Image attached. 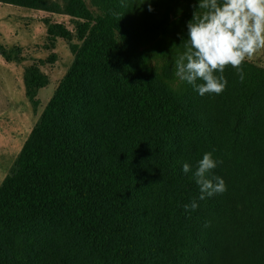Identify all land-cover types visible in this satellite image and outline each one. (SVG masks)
Masks as SVG:
<instances>
[{
    "label": "trees",
    "instance_id": "obj_1",
    "mask_svg": "<svg viewBox=\"0 0 264 264\" xmlns=\"http://www.w3.org/2000/svg\"><path fill=\"white\" fill-rule=\"evenodd\" d=\"M0 3L77 20L44 21L73 62L0 185V264H264V67L245 61L241 82L229 66L203 96L175 75L172 17L184 31L199 0ZM44 64L24 70L35 108ZM205 153L226 191L199 200Z\"/></svg>",
    "mask_w": 264,
    "mask_h": 264
},
{
    "label": "rangeland",
    "instance_id": "obj_2",
    "mask_svg": "<svg viewBox=\"0 0 264 264\" xmlns=\"http://www.w3.org/2000/svg\"><path fill=\"white\" fill-rule=\"evenodd\" d=\"M52 1L62 5V0ZM85 1L91 10H95L92 0ZM179 15L181 12L172 17L171 21L169 38L174 37V40L188 32L186 25L184 31L175 30ZM45 20L62 25L70 31H74L77 22L64 13L30 10L0 3V185L73 62L70 43L56 39L53 46L50 44ZM16 47L21 51L16 50ZM11 50H15L14 53L24 59L6 62L1 53ZM51 55L56 57L54 62L48 61ZM39 60L45 61L41 71L49 77L50 83L38 91L40 105L35 108L26 96L23 76L25 68ZM250 61L264 67V50Z\"/></svg>",
    "mask_w": 264,
    "mask_h": 264
},
{
    "label": "clouds",
    "instance_id": "obj_3",
    "mask_svg": "<svg viewBox=\"0 0 264 264\" xmlns=\"http://www.w3.org/2000/svg\"><path fill=\"white\" fill-rule=\"evenodd\" d=\"M187 29L188 38L182 44L185 50L175 60V75L201 96L220 94L227 85L225 69H237L243 82V63L264 50V0H199ZM216 167L212 153H205L197 162L193 175L199 200L226 191L224 179L211 174ZM183 171L189 173L192 168L184 163ZM198 207L197 198L184 205L186 212Z\"/></svg>",
    "mask_w": 264,
    "mask_h": 264
}]
</instances>
